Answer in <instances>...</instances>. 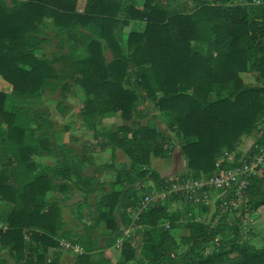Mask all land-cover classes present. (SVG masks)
Returning a JSON list of instances; mask_svg holds the SVG:
<instances>
[{
  "label": "trees",
  "instance_id": "obj_1",
  "mask_svg": "<svg viewBox=\"0 0 264 264\" xmlns=\"http://www.w3.org/2000/svg\"><path fill=\"white\" fill-rule=\"evenodd\" d=\"M80 1L0 0V77L11 86L9 95L0 90V201L11 204L0 244L17 262L58 264L43 258L48 247L64 238L83 248L73 264H95L98 249L113 246L120 237V217L125 226L143 227L142 252L136 257L133 234L122 242L115 264H264V242L257 247L242 233L249 216L246 231L258 235L264 163L230 222L222 214L213 224L215 211L209 223L186 215L181 223L183 213L170 212L168 202L136 214L143 194L135 188L146 177L162 185L208 176L225 153L234 156L222 163L228 169L264 144V0H83L79 8ZM131 21L143 26L130 30L124 44L123 27ZM53 39L57 53H40ZM243 73L253 74L256 83H246ZM74 85L84 95L80 117L92 140L87 147L110 149L112 157L118 149L128 158L94 207L97 220H105L111 230L102 244H96L87 226L75 235L64 229L53 191L67 187L54 177L72 169L65 145H58L67 150L59 165L37 170L35 161L40 152L56 153L46 112L35 106L41 92L58 93L56 106L64 112V99ZM150 105L169 119L188 173L170 179L150 169L152 156L169 157L173 150L169 133L144 122ZM104 114L117 115L119 121L99 127ZM250 135L256 140L243 153L239 147ZM75 168L78 190L102 189L93 176Z\"/></svg>",
  "mask_w": 264,
  "mask_h": 264
},
{
  "label": "rangeland",
  "instance_id": "obj_2",
  "mask_svg": "<svg viewBox=\"0 0 264 264\" xmlns=\"http://www.w3.org/2000/svg\"><path fill=\"white\" fill-rule=\"evenodd\" d=\"M5 1L7 3H9L10 0H5ZM229 2H233V3L246 2V0H230ZM252 3L260 4V2L257 3V2H255V0ZM83 4H84V1L81 0L79 2V5H78L79 8H82ZM191 6H192V4H189V7H191ZM142 26H143V22H141V21H131L129 23V25L124 26L123 27V43L125 44L124 41L126 39L127 33L130 30H136L137 31V30H140L142 28ZM47 35L49 37L53 38V32L51 30H48ZM51 41L49 42V45H44L42 47V49L39 50V52L40 53L44 52V53H46L49 56H53V54L57 53L58 46L56 44V41H55V39H53ZM105 55L109 59V57H110L109 51H106ZM243 79L247 80V77L243 76ZM0 90H3L4 92L8 93V95L10 94V91H11L10 84H8L6 81H4L1 77H0ZM40 96H41V102H38V103L36 102L37 104L35 106L37 107V109L39 111L46 112V115H47V117H48V119L50 121L51 125H50L49 132H50V135L52 137V140H51L52 148H54V149L58 148V144L61 143L62 135H63L64 132H66V131L72 132L73 138L70 141H69V139H67L66 141L68 143L71 142L73 147L76 150L79 151L78 162H77L78 165L77 166H79L81 168V170L83 171V167L81 165H83V162L88 157L91 158L90 155H88V157L85 156V153H87V151L88 152L91 151V150H88L89 149V147H87L88 143H86V141H87L86 139H88L87 135H89V138L91 136H90V133L85 129L84 123L82 122L81 117H80V108L82 106V102H83V98H84V95H83L81 87L79 85H74L73 86V92L69 93L67 95V97L64 99V105L66 107V110L64 112H61L56 106V102L59 99L58 93L51 92L50 90L46 89V90L41 92ZM8 98H9V96H8ZM8 101H9V99H8ZM142 107H143L142 102H138L137 103V108H138V110L140 112L143 113ZM117 118H118V116L117 115L115 116L114 114H104L102 116V118H101V121H99L98 126L99 127H105V128L109 127L115 121L116 122L119 121ZM168 120L169 119L162 118L161 114L159 113V111L156 108H154L152 105L149 106V110H148V112H147V114H146V116L144 118V122L145 123H148L150 126H152L154 128H157L160 131H163L165 133H169L171 138H172V145H173L172 154L169 157H165V158L164 157L152 156L151 160H150V169L155 170L159 174L160 177H167V178L173 179L176 176L179 177V176H181L183 174L188 173V167L186 165L187 159L181 153L179 140L176 138L174 133L171 132L169 130V128H168V125H167ZM34 133L37 134V132H34ZM262 137L261 138H257V139L261 140ZM255 140H256V138L254 139V137H252V136L249 137V138H245L244 139L245 142L249 141L248 142L249 143V147H250V145L252 143L255 142ZM168 146H170V145H168ZM81 148H85L86 149V152L84 153L83 156H81L82 154L80 153ZM91 149H93V148H91ZM96 149H99V148H96ZM42 153L43 152H40V153H38L35 156V161L38 163V169L37 170H39L38 157ZM44 153H46V152H44ZM118 153H119V155H118L119 158L118 159L122 160V159H124L126 157L124 154L121 153L120 150H118ZM48 154H54V153H48ZM84 157H85V159H84ZM108 157H109V155L106 158L104 156H99L98 159H99L100 162L98 161L99 164H97V166L95 165L96 167L94 166L95 170L93 171V167L91 165H89L87 170L86 169L84 170L85 172L83 174L90 175L91 173L99 172L100 168L103 167V161L104 160L105 161H110V159ZM112 165H114V164L112 163ZM1 167L2 166H0V168ZM137 174H138V172H134L133 177H137ZM157 182L158 181L153 180L152 178H148V177H146L144 179H141V180H138L136 182V184H135V188H136V191L138 192V195L139 194H143L144 195L145 193L151 191L152 189L160 187L161 185H159ZM86 190H89V191L87 193L82 192V191H80V193L78 191L75 192L76 196L79 197L78 200H81V199L83 200L84 199L85 201L90 202L89 199H90L91 195H89V194H94L95 191L91 190V188H88V187H86ZM55 192L56 191H53V193H55ZM216 195L217 194L213 193V197L214 198L216 197ZM166 202H168L167 203V207H168V210L170 212H175V211L178 210V212L183 213L182 216H181L182 219H179L181 221V223L186 222V219H183V218H185V215H186L187 218L190 217L188 215L189 212H191L192 215H194L195 212L197 211L198 215H199V213L201 215L202 214L201 212H204V210H208V213H207L206 219L205 220H201V221L209 223L210 220H211L210 219L211 215H212V213L214 211L213 206L207 207L208 209H206V208L204 209L202 207L203 208L202 209V208H200V206L187 204V203H181L178 200H169V201H166ZM83 207H85V208H83V210L81 212V215L78 218V220L80 222V225L84 228V226H85L84 224H85V221H86V216L88 215L89 211H91V210H89L87 208L88 206L87 207L83 206ZM138 207H137V209H138ZM89 208L91 209V207H89ZM143 210L144 209H142L140 212H142ZM140 212L137 210L136 214H138ZM79 214H80V212H79ZM260 214L262 216H261V218H259V220H262L264 218L263 217L264 216V207L261 208ZM248 218H249V216H248ZM248 218H246L245 221L243 222V226H242L243 236L245 238H247V240L250 241L255 246H257V247L261 246L263 244V242H264V230L262 229V231H261V229L257 228L256 232L258 233V235L257 234L251 235L250 233H249L250 234L249 235L248 231H246L247 228H248L246 220ZM66 220H69L68 216H66ZM230 221H231V219L229 220V222ZM167 223H168V221H165V224H164L165 227H167L166 226ZM2 226L5 227V223L4 222H3ZM141 229H143V227L141 228L140 226L137 227L136 225L131 224L130 227L128 228L129 231H122L120 237H118L116 239L115 243H114L115 246H116L114 248H115V250L118 253L116 262L118 261V258H119V255H120V247H121L122 242L129 240L130 237L133 234H135V238H136V243H135V254H136V257H140L141 256V252H142V247H141V242H140L141 241L140 240L141 239L140 238L141 237ZM99 233H100V231L99 232L96 231L95 233L93 231H91V235L94 238V240H96V244H101L100 240H102V242H103V241H105V239L107 237L106 234H100L99 235ZM230 233H231V231L228 232V234H230ZM99 238H100V240H99ZM60 240H66V241H69V240L68 239H61V238L57 239V245H56V247L54 249H57V251L62 252L64 250H66V249H63L60 246V244H59ZM118 240H121V241L119 242V246L117 247V241ZM211 246H213V244L210 242L207 247L210 249ZM66 252H69V251L66 250ZM72 253L74 254V258H75V256L77 254H79V253L73 252V251H72ZM126 264H130V263H126Z\"/></svg>",
  "mask_w": 264,
  "mask_h": 264
},
{
  "label": "crops",
  "instance_id": "obj_3",
  "mask_svg": "<svg viewBox=\"0 0 264 264\" xmlns=\"http://www.w3.org/2000/svg\"><path fill=\"white\" fill-rule=\"evenodd\" d=\"M252 75L253 74H251V73H243L242 78H243V76H246L247 80H244V79L243 80L246 83L254 84L256 82H255L254 76H252ZM251 136L254 137V139L256 138L255 135H250V136L244 137L242 140V143L239 147V149L244 153L249 148V143H248L249 141L245 142L244 139L249 138ZM87 137H88V139H86L87 140L86 143H88L87 145H89L90 142H92V140H91V137L89 138V135H87ZM72 138H73L72 132L66 131L62 135L61 143L58 144V145L65 144V149H68V151H69L68 158H70L69 164H70V168H72V169L69 170V174L66 176H62L61 174H57V176L54 177V180L57 183H60V184L61 183H67V187H63L61 190H56V192L53 193V196L58 199V202L61 206L62 217H63V220L65 222L64 229L69 231V234L75 235V234H82L84 232L85 226H87V229L89 230L90 233H91V231H93L94 233L96 231H98V232L100 231L99 235L100 234L108 235L109 231H111V230L106 227L105 220H97V217L99 215H98V213L95 212L94 207L100 198L102 190H103V192H106L107 190L110 189L111 183L114 181L115 170L120 169L121 167L128 164V158L125 157L122 160L118 159L119 158L118 157V155H119L118 150L115 151V157H112L110 149H91V147H89L88 150H91V151L90 152L87 151V153H85L86 149L81 148V150H80V153L82 154L81 156H83L84 153H85V156H87V157H88V155L91 156V158L88 157L83 162V165H81L83 167V171L81 170L82 173L85 172L84 171L85 169L87 170L89 165H91L93 167V171H94L95 167L100 162L98 159L99 156H104L106 158L109 155L108 158L110 159V161L104 160L103 164H106V163L112 164L113 163L114 165L111 167H106V168L101 167L99 172L91 173L89 176H93L94 182L99 184L100 186H102V189L99 188V186H97L94 189V191H95L94 194H89V195H91L90 199H89L90 202L85 201L84 199L78 200L79 197L76 196L75 192L78 191L80 193V190H78L75 187L74 181H76V179H77V176H76L77 170L75 171V169H76L75 166L78 165L77 162H78L79 151L73 147L71 142L68 143L66 141L67 139H69V141H70ZM65 151H67V150H62V149L57 148L56 153H54V154H48V153L46 154L44 152L42 154H40L38 157L39 170H42L45 167H53V166L59 165L62 162ZM115 187L120 188L121 186H120V184H116ZM83 206H86V207L88 206L87 208L89 210H91V211H89L88 215L86 216L84 228L80 225V222L78 220V218L81 215L83 208H85ZM89 207H91V209ZM10 210H11V204L9 202L0 201V225H3V222L6 219V217L8 216V213ZM79 212H80V214H79ZM201 213H202L201 215H200V213L198 215V213L196 211L195 214L192 215V213L189 212L188 215L190 217L191 216L194 217L193 219H195V220H200V221L205 220L207 213H208V210H204V212H201ZM66 216H68L69 220H66ZM116 221L118 222V229H121V231H129L128 228L130 226L129 227L125 226L123 224V220H121L120 217H117ZM263 223H264V221L260 220L259 224L257 225L258 229H261V231H262V229L264 230V224ZM28 235L26 237H28ZM28 238H25V236H24L25 241H28ZM61 239H64V238H61ZM99 240H100V238H99ZM100 243L101 244L103 243L102 240H100ZM55 247L56 246H54V247L50 246L47 248V250H45L46 256L44 255L43 259L46 260V262H50L52 259H56L58 264H73L75 258H74V254L72 253V251L68 250L69 252H66V250H64V251L60 252V251H57V249H54ZM114 247H116L115 244L113 246L103 248V250H101V248L98 249L99 251H101V254L97 255V256L94 255L95 259L97 261V263H95V264H115L116 260H117L118 253ZM8 248H9L8 246H3L0 244V264H23V261L17 262L15 260L13 255H11L8 252ZM82 251H83V248H82ZM99 251H97V252H99Z\"/></svg>",
  "mask_w": 264,
  "mask_h": 264
},
{
  "label": "built area",
  "instance_id": "obj_4",
  "mask_svg": "<svg viewBox=\"0 0 264 264\" xmlns=\"http://www.w3.org/2000/svg\"><path fill=\"white\" fill-rule=\"evenodd\" d=\"M255 2L259 3L260 1L255 0ZM233 160L232 153H225L222 158L216 161L215 171L208 176L178 178L165 182L160 187L145 193L137 210L140 212L152 204L178 200L181 203L200 207L213 206V212L216 211L212 220L213 224L222 214H227V221H229L241 206L250 179L257 174L260 166L264 163V144L257 147L252 155L248 154L242 157L235 166L228 169L221 167L224 161L232 162ZM213 193L217 194L215 198ZM3 228L4 226L0 225V229ZM120 241H117V247ZM59 244L63 249L77 253L82 252V248L78 244L70 241L60 240Z\"/></svg>",
  "mask_w": 264,
  "mask_h": 264
}]
</instances>
